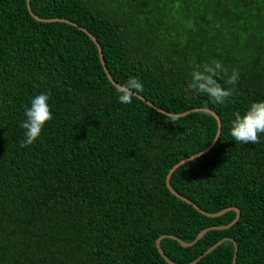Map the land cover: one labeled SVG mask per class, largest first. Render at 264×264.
<instances>
[{"label":"trees","instance_id":"obj_1","mask_svg":"<svg viewBox=\"0 0 264 264\" xmlns=\"http://www.w3.org/2000/svg\"><path fill=\"white\" fill-rule=\"evenodd\" d=\"M0 0V264H264V134L239 143L234 112L264 100V0ZM111 79L144 91L117 100ZM239 72L223 105L186 90L196 64ZM224 87L223 79L218 81ZM52 119L21 147L24 109ZM206 112L173 124L162 115ZM235 208L213 217L226 209ZM231 225V226H230ZM228 239V240H225Z\"/></svg>","mask_w":264,"mask_h":264},{"label":"clouds","instance_id":"obj_2","mask_svg":"<svg viewBox=\"0 0 264 264\" xmlns=\"http://www.w3.org/2000/svg\"><path fill=\"white\" fill-rule=\"evenodd\" d=\"M219 79H223L225 85L229 87L222 86L218 82ZM238 80L239 72L237 69H232L229 73L221 61L213 59L210 62L196 64L192 68L186 90L197 95H206L213 104L223 105L233 96ZM114 91L119 103L130 104L134 96L144 91V85L139 78L130 76L123 83L114 85ZM48 101L49 94L38 93L31 99L30 106L25 107V118L20 123L24 137L20 141L21 147L33 144L39 137L44 125L52 119ZM162 115L173 124L182 118V113L179 112L168 111ZM232 115L229 134L233 140L243 144L259 143L260 135L264 134V100L254 101L243 113L234 112Z\"/></svg>","mask_w":264,"mask_h":264},{"label":"water","instance_id":"obj_3","mask_svg":"<svg viewBox=\"0 0 264 264\" xmlns=\"http://www.w3.org/2000/svg\"><path fill=\"white\" fill-rule=\"evenodd\" d=\"M27 9H28V11L30 12V6H29V0H27ZM31 13V12H30ZM32 15V14H31ZM33 17H34V15H32ZM38 22H43V23H55V22H59V23H65V24H69V25H71V26H74L75 28H77V29H79V30H81L82 32H84L85 34H87V36L92 40V42L95 44V46L97 47V49H98V53H99V58H100V61H101V64H102V66H103V70H104V72L106 73V75H107V77H108V79H109V81L111 82V84L114 86V85H116V83L111 79V77L109 76V74H108V72H107V69H106V67H105V64H104V60H103V55H102V50H101V47H100V45H99V43L97 42V40L89 33V32H87L85 29H83L82 27H79L77 24H75V23H72V22H70V21H67V20H64V19H53V20H42V19H38V18H36V17H34ZM135 97H137V98H139L141 101H143V102H145L146 104H148L149 106H151V107H153L154 108V106L151 104V103H149V102H147L144 98H142L141 96H139L138 94L135 96ZM158 110V109H157ZM158 111H160V110H158ZM200 111H202V112H206V113H209L211 116H213L214 118H215V120H216V122H217V126H218V131H217V134H216V136H215V139L213 140V142L210 144V146H208V148H206L203 152H201V153H199V154H196V155H194V156H191V157H194L193 159H190V158H188V159H185V160H183V161H181V162H179L178 164H176V165H174L170 170H169V172H168V174H167V176H166V187L168 188V190L171 192V194H173L174 196H176L177 198H179L180 200H182V201H184V202H186L187 204H190V205H192L193 206V208L194 209H196L198 212H200V213H202V214H205L203 211H201L196 205H194V204H192L189 200H187V199H185V198H183V197H181L180 195H178L176 192H174L172 189H171V187H170V183H169V181H170V177H171V175L179 168V167H181L182 165H184V164H186V163H188V162H190V161H192V160H195V159H197V158H200V157H202V156H204L205 154H207L208 152H209V150L216 144V142H217V140H218V138L217 137H219V135H220V129H221V124H220V120L218 119V117L212 112V111H210V110H207V109H195V110H192V111H189V112H187V113H184V114H182V117H184V116H187V115H189V114H191V113H193V112H200ZM160 112H162V111H160ZM163 113V112H162ZM231 210H233V211H235L236 212V219L231 223V225H233V224H235L237 221H238V219H239V216H240V213H239V211L237 210V209H235V208H229V209H226V210H224L223 212H220V213H218V214H216V215H212L213 217H217V216H220V215H222V214H224V213H226V212H228V211H231ZM230 225V226H231ZM211 229H222V228H208V229H206V230H203L202 232H200L199 234H198V236L196 237V239L192 242V243H190V244H186V243H184V242H181L180 240H178L177 238H175V237H172V236H163V237H161V238H159L157 241H156V247H157V250H158V252H159V254H160V256L165 260V262L167 263V264H174L173 262H171L165 255H164V253L161 251V249H160V247H159V243H160V241L163 239V238H170V239H173V240H175V241H177L182 247H190V246H192L193 244H195L207 231H209V230H211ZM225 240H228V239H225ZM224 241V240H223ZM223 241H220V242H218L217 244H215L214 246H212L211 248H209L206 252H204V254H202L201 256H199L195 261H193L192 263H190V264H197L204 256H206V255H208L209 253H211L213 250H215ZM232 264H236V248H235V252H234V256H233V260H232Z\"/></svg>","mask_w":264,"mask_h":264}]
</instances>
